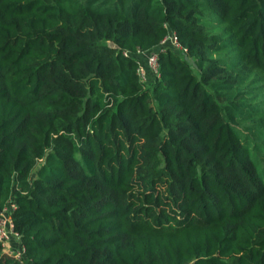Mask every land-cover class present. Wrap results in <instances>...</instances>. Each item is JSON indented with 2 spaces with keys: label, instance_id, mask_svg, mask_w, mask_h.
Instances as JSON below:
<instances>
[{
  "label": "trees",
  "instance_id": "16d2710c",
  "mask_svg": "<svg viewBox=\"0 0 264 264\" xmlns=\"http://www.w3.org/2000/svg\"><path fill=\"white\" fill-rule=\"evenodd\" d=\"M10 202L0 264H264V0H0Z\"/></svg>",
  "mask_w": 264,
  "mask_h": 264
},
{
  "label": "built area",
  "instance_id": "2783aa9c",
  "mask_svg": "<svg viewBox=\"0 0 264 264\" xmlns=\"http://www.w3.org/2000/svg\"><path fill=\"white\" fill-rule=\"evenodd\" d=\"M171 43L173 46L180 48V44L177 41L175 35L173 33H168V35L163 39L162 45L165 43ZM125 55H128V52H124ZM140 55H145V61L148 66V69L152 74H157L159 72V56L158 51H149L147 53H139ZM147 70L144 67L142 63L138 65L137 73L140 76V79L142 81L147 80ZM15 204L13 202H10L1 212L0 214V249L5 247L7 242H9L12 239L19 240L18 233L14 230L13 222L11 213L12 210H14ZM19 244V243H18ZM21 244V243H20ZM25 249L24 246L21 244L20 251L12 252V253H6L9 256L15 258L16 260H22V256L24 255Z\"/></svg>",
  "mask_w": 264,
  "mask_h": 264
},
{
  "label": "rangeland",
  "instance_id": "374dc122",
  "mask_svg": "<svg viewBox=\"0 0 264 264\" xmlns=\"http://www.w3.org/2000/svg\"><path fill=\"white\" fill-rule=\"evenodd\" d=\"M144 57H145V55H140L139 56V59L141 60L142 64L144 65V67L148 71V73H149L148 76L151 77L152 74H151L150 70L148 69V66L146 64V61H145V58ZM20 246H21V244H20L19 240L12 239L9 242H7V244H6L5 247H3V248L0 249V254H2V253H8L9 254V253H12L13 251L14 252H16L18 250L20 251Z\"/></svg>",
  "mask_w": 264,
  "mask_h": 264
}]
</instances>
